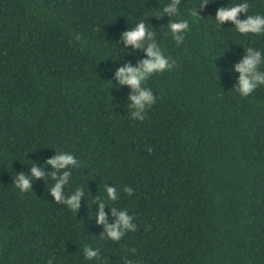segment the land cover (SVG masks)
<instances>
[{
  "label": "trees",
  "instance_id": "obj_1",
  "mask_svg": "<svg viewBox=\"0 0 264 264\" xmlns=\"http://www.w3.org/2000/svg\"><path fill=\"white\" fill-rule=\"evenodd\" d=\"M167 2L0 0V264H264V86L240 96L232 70L247 47L264 53V34L217 25L216 9L239 0L149 15ZM248 3L264 15V0ZM180 18L177 44L167 24ZM141 20L172 68L145 81L156 102L138 121L114 73L144 58L121 40ZM56 151L78 160L62 186L84 192L75 212L49 193ZM33 164L44 176L20 192L16 173ZM96 197L108 223L123 208L136 231L104 237Z\"/></svg>",
  "mask_w": 264,
  "mask_h": 264
},
{
  "label": "clouds",
  "instance_id": "obj_2",
  "mask_svg": "<svg viewBox=\"0 0 264 264\" xmlns=\"http://www.w3.org/2000/svg\"><path fill=\"white\" fill-rule=\"evenodd\" d=\"M199 3L203 8L210 3V0H199ZM179 5L180 0H168L167 3L163 4L161 11H151L149 15L176 17L180 15L178 13ZM248 12V0H239V2L218 7L215 11L214 20L219 27L224 22L230 21L232 27L240 34H264V15H250ZM241 13L245 14L242 19L238 18ZM195 15L198 16L196 11ZM189 28V20L183 18L170 19L167 24L168 32L171 33L177 44L184 39V34L189 31ZM154 36L152 26L150 24L146 25L144 20L136 23L135 27L126 29L121 33L124 49L127 50L128 46L131 45L133 49L142 48L145 53L144 58L136 64L125 63L118 67L114 73L119 84L127 85L131 89L127 97L130 101L128 107L134 109L130 115L138 121L145 119L146 110L156 102L153 91L145 86V81L155 73L168 71L172 68L168 57L161 52L159 45L155 42ZM262 63H264V53L259 49L247 47L244 55L233 65L232 70L238 73L233 88L240 96L247 97L258 87L264 86V71L260 67ZM45 163L52 168L49 175L54 183L49 187L50 195L55 201L75 212L84 192L77 188L75 191L66 194L62 186L69 183L71 169L78 166V160L71 152L56 151V154L48 158ZM43 167L44 165L37 166L33 164L30 168V175L23 172L16 173L15 187L20 192L28 191L34 179L44 176ZM104 191L107 200L117 201L119 199V192L116 187L105 186ZM123 191L131 195L133 189L125 186ZM94 199L99 200L95 215L96 222L103 225L101 234L104 237L106 236L112 241H119L126 232L136 231L137 226L133 222L134 217L128 214L126 209L111 207L110 213L114 219L111 223H108L106 213L103 210L104 201L100 200L99 197ZM83 252L87 260L99 258L98 252L94 248L86 246ZM48 264H53L51 259H49Z\"/></svg>",
  "mask_w": 264,
  "mask_h": 264
}]
</instances>
